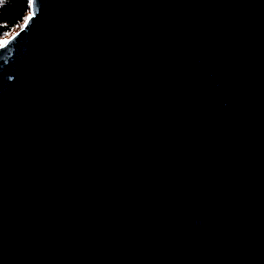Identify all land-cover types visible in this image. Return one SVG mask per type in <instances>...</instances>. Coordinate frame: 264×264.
Instances as JSON below:
<instances>
[{"label":"water","instance_id":"95a60500","mask_svg":"<svg viewBox=\"0 0 264 264\" xmlns=\"http://www.w3.org/2000/svg\"><path fill=\"white\" fill-rule=\"evenodd\" d=\"M0 264H264V0H31Z\"/></svg>","mask_w":264,"mask_h":264},{"label":"trees","instance_id":"16d2710c","mask_svg":"<svg viewBox=\"0 0 264 264\" xmlns=\"http://www.w3.org/2000/svg\"><path fill=\"white\" fill-rule=\"evenodd\" d=\"M31 0H0V40L10 37L26 21Z\"/></svg>","mask_w":264,"mask_h":264},{"label":"rangeland","instance_id":"374dc122","mask_svg":"<svg viewBox=\"0 0 264 264\" xmlns=\"http://www.w3.org/2000/svg\"><path fill=\"white\" fill-rule=\"evenodd\" d=\"M7 38L0 40V44L3 43Z\"/></svg>","mask_w":264,"mask_h":264}]
</instances>
